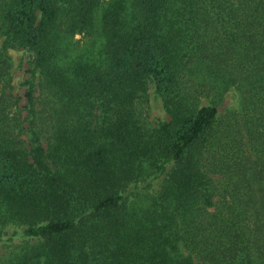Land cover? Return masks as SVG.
<instances>
[{"label":"trees","instance_id":"trees-1","mask_svg":"<svg viewBox=\"0 0 264 264\" xmlns=\"http://www.w3.org/2000/svg\"><path fill=\"white\" fill-rule=\"evenodd\" d=\"M0 40V264H264V0H0Z\"/></svg>","mask_w":264,"mask_h":264},{"label":"rangeland","instance_id":"rangeland-1","mask_svg":"<svg viewBox=\"0 0 264 264\" xmlns=\"http://www.w3.org/2000/svg\"><path fill=\"white\" fill-rule=\"evenodd\" d=\"M80 38L79 35L75 36V39ZM2 40H0L1 45ZM9 56L12 62V73H13V86L14 93L20 94L21 96L24 93L25 85H22V82L30 74L28 69L31 67L30 61L33 59L30 51L24 49H11L9 51ZM148 106H147V121L149 125H156L160 121L168 120V115L166 114L162 101L160 97L156 94L153 84L148 85ZM238 98L233 90H229L221 108H235L238 103ZM202 103H206V100L203 99Z\"/></svg>","mask_w":264,"mask_h":264}]
</instances>
